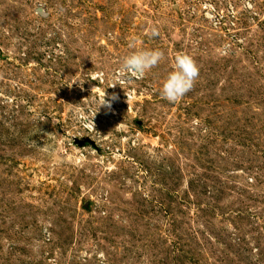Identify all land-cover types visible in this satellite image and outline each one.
<instances>
[{"label": "rangeland", "instance_id": "obj_1", "mask_svg": "<svg viewBox=\"0 0 264 264\" xmlns=\"http://www.w3.org/2000/svg\"><path fill=\"white\" fill-rule=\"evenodd\" d=\"M0 264H264V0H0Z\"/></svg>", "mask_w": 264, "mask_h": 264}, {"label": "clouds", "instance_id": "obj_2", "mask_svg": "<svg viewBox=\"0 0 264 264\" xmlns=\"http://www.w3.org/2000/svg\"><path fill=\"white\" fill-rule=\"evenodd\" d=\"M155 29L151 35H157ZM163 54L158 49L139 50L132 52L120 61V65L114 75L117 78L136 77L141 78L147 70L154 68L161 60ZM198 75V69L191 57L178 53L171 61V70L167 73L160 85V96L169 103H175L191 90L193 81ZM106 105L103 100L98 106ZM98 111V109H97ZM73 118L80 119V113L73 111Z\"/></svg>", "mask_w": 264, "mask_h": 264}, {"label": "built area", "instance_id": "obj_3", "mask_svg": "<svg viewBox=\"0 0 264 264\" xmlns=\"http://www.w3.org/2000/svg\"><path fill=\"white\" fill-rule=\"evenodd\" d=\"M90 124H91V122H88L87 125H86V128L88 127L89 129H91Z\"/></svg>", "mask_w": 264, "mask_h": 264}]
</instances>
